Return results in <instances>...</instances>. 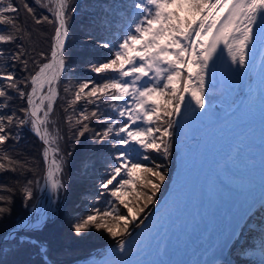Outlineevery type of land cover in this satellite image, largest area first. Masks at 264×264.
I'll return each mask as SVG.
<instances>
[{
    "label": "snow or ice",
    "instance_id": "1",
    "mask_svg": "<svg viewBox=\"0 0 264 264\" xmlns=\"http://www.w3.org/2000/svg\"><path fill=\"white\" fill-rule=\"evenodd\" d=\"M75 13L73 0H0V225L11 219L17 199L26 213L5 233L10 252L21 257L13 264H55L38 234L67 195L73 169L92 181L94 200L71 218L70 234H106L114 259L92 264H126L148 239L147 211L168 178L176 118L186 110L193 122L216 114L209 73L219 69L227 94L237 97L225 114L240 103L252 106L257 54L264 85V0H120L102 6L85 33L86 42L107 52L102 62H88L96 78L75 77L61 97ZM25 130L39 144L35 155L21 158ZM85 139L88 149L77 163ZM39 192L47 193L43 207ZM257 212L264 213V197L242 215H229L212 258L193 264H233L236 241ZM248 247L264 264V216L258 243ZM245 252L240 246L237 255Z\"/></svg>",
    "mask_w": 264,
    "mask_h": 264
},
{
    "label": "bare ground",
    "instance_id": "2",
    "mask_svg": "<svg viewBox=\"0 0 264 264\" xmlns=\"http://www.w3.org/2000/svg\"><path fill=\"white\" fill-rule=\"evenodd\" d=\"M259 63L257 54L251 82L256 91L250 108L240 103L222 113L231 107L232 96L227 94L226 82L217 69L214 77L211 72L208 77V90L212 91L208 92L209 107L217 102L218 106H212L216 114L205 116L203 123L193 122L188 110L181 114L177 169L168 192L145 226L148 239L138 252L125 258L126 264L210 260L209 250L216 235L224 230L226 218L242 215L250 202L264 197V85L259 82ZM190 135L193 139L187 141ZM46 197L42 192V207ZM141 231L132 235L133 244L141 238ZM112 248L93 261L114 259Z\"/></svg>",
    "mask_w": 264,
    "mask_h": 264
},
{
    "label": "trees",
    "instance_id": "3",
    "mask_svg": "<svg viewBox=\"0 0 264 264\" xmlns=\"http://www.w3.org/2000/svg\"><path fill=\"white\" fill-rule=\"evenodd\" d=\"M29 2H31V0H29ZM113 2L118 4L120 0H73L74 5L76 6V13L70 22V38L66 49L69 53V56L67 57L69 61V71L65 74L60 84L61 97L67 98L66 94L63 92V88L69 83V81L75 85L77 82L75 77L87 76L90 78H96L95 74L88 70V62H96L97 60L102 62L103 58L107 55V52L106 50L95 47L92 43L86 42L85 33L88 32L91 27L90 21L92 18L101 14L102 6H107ZM99 34V29L92 31L94 38ZM39 46L43 47L45 45L40 44ZM63 102L64 101H58V103ZM175 131L176 125L174 126L172 154L171 158L167 161L168 178L165 181V186H162L161 191L157 193L158 201L168 187L175 166ZM38 144L39 142L28 133L27 130H25L24 138L17 146V150H20V157L24 158L25 156L35 155L38 150ZM87 149L88 141L85 139L75 154L77 163ZM85 189H88V191H85ZM93 191L92 181L85 179L82 174H77L76 170L73 169L72 180L67 195H62L59 204L50 209V222L47 227L38 234V236L41 240L47 241L50 244V258L55 264H66L83 257L85 254H90L91 252L103 249L108 245H114L110 238L102 232L92 230L80 238L74 237L69 232L71 218L84 213L85 209L91 206L94 196L90 193ZM153 207L147 211V214ZM25 214V210L21 207L20 200L17 199L13 206L11 219L4 221L3 224L0 225V264H13L15 260L21 259V257H17L10 252L7 239L1 241V238L7 228L18 217ZM261 216H264V213L257 212V214L253 215L250 220L253 224L248 226L246 230H244L240 239L236 241V248L233 249L232 258L237 264H241V262L242 264H258V262H260V256L257 249L248 247V245H256L258 243ZM240 246L246 248V252L243 255H237ZM22 259L28 261L29 257L25 256L22 257Z\"/></svg>",
    "mask_w": 264,
    "mask_h": 264
},
{
    "label": "rangeland",
    "instance_id": "4",
    "mask_svg": "<svg viewBox=\"0 0 264 264\" xmlns=\"http://www.w3.org/2000/svg\"><path fill=\"white\" fill-rule=\"evenodd\" d=\"M179 14L183 17V16H185L186 15V12L183 10V9H181V10H179ZM250 76H251V80L249 81L250 83L252 82V80H253V74H252V72L250 73ZM208 83H209V81H208ZM212 88H214V87H212ZM208 92H212V91H210V90H207ZM235 99H237V97H235V96H232L231 98H230V103L232 104L233 103V101L235 100ZM212 103V102H211ZM177 120L179 119V117H177L176 118ZM252 127V126H251ZM251 127H249V128H251ZM245 128V127H244ZM178 129V125L176 124V130ZM186 133V132H185ZM187 134V133H186ZM186 138V137H185ZM185 138H183V140L185 139ZM180 141H179V139H178V141H177V143H179ZM187 144V146H189V143H186ZM263 168H264V166H263ZM174 170V169H173ZM259 201V200H258ZM257 208L259 207L258 205L256 206ZM250 221V220H249ZM248 221V226H250L251 224H253V222L252 221H250L249 222ZM110 247H114V245H108V246H106L105 248H103V249H100V250H97V251H94V252H91L90 254H85L83 257H81V258H78V259H75L74 261H71V262H69V263H66V264H92V262H93V260H97V259H99V258H101L103 255H104V253L107 251V249L108 248H110ZM78 260H86V262H82V263H79V262H77ZM234 261V260H233ZM259 261H260V258H259ZM258 264H260V262H258Z\"/></svg>",
    "mask_w": 264,
    "mask_h": 264
},
{
    "label": "water",
    "instance_id": "5",
    "mask_svg": "<svg viewBox=\"0 0 264 264\" xmlns=\"http://www.w3.org/2000/svg\"><path fill=\"white\" fill-rule=\"evenodd\" d=\"M211 112H213V110H212V106H215V105H217L218 106V103L217 102H212L211 104ZM206 116H208L207 114H206ZM180 118H182L181 116H179V119ZM178 119V120H179ZM204 119H205V117H202L199 121L200 122H204ZM183 120H185V119H183ZM177 125H178V129L176 130V133H175V148H176V150H177V153H176V156H175V167H174V170H173V172H172V175H171V178H170V180H169V183H168V187H167V189H166V191H165V193L162 195V197L159 199V201H158V203L151 209V211L147 214V216L150 218V215L154 212V210L157 208V206L159 205V203L164 199V196L166 195V193L168 192V190H169V187H170V183L172 182V178H173V176H174V173H175V171H176V169H177V165H178V143H177V141H178V139H179V123H177ZM193 139V135H190V136H188L187 138H186V140L187 141H190V140H192ZM38 195L41 197V195H42V192H39L38 193ZM149 218L146 220V224L149 222ZM7 231V230H6ZM6 231L4 232V234H3V236H2V238H1V241H4L5 239H6V236H5V233H6ZM135 232H137V231H134V233ZM133 233V234H134ZM77 262H79V263H84V262H86V260H78Z\"/></svg>",
    "mask_w": 264,
    "mask_h": 264
}]
</instances>
